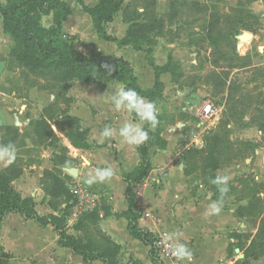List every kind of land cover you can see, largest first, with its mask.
I'll return each instance as SVG.
<instances>
[{
  "label": "crops",
  "instance_id": "crops-1",
  "mask_svg": "<svg viewBox=\"0 0 264 264\" xmlns=\"http://www.w3.org/2000/svg\"><path fill=\"white\" fill-rule=\"evenodd\" d=\"M84 1L90 7L96 6L99 2V0ZM81 10L80 5L75 10L73 8V15L63 25L64 33L79 37L82 43L80 33L85 29L84 27H88L95 37L97 46L88 51L82 50L83 52L90 53L93 50H98L102 56L109 60L124 58L133 66L140 86L144 90L152 88L156 81L155 72L147 63L145 54L135 51L130 46L122 47L115 42L101 40L94 31L90 16L84 13L83 10L82 13ZM118 16L107 26V30L111 36L122 40L126 36L129 25L123 17L121 19ZM1 19L2 17H0V30L3 35L0 36V84L2 78L7 74H12L8 70V65L9 49L13 45L11 38L4 34L3 19ZM80 23L85 26L82 27L83 25ZM51 24L52 18L48 26ZM107 48L112 50L116 48L119 54L114 53L112 50L111 53H108L104 50ZM158 50V47L154 50L156 63L158 66H164L167 63L164 64L158 60L156 55ZM167 75L164 74L161 77L163 83L164 76ZM121 85L119 82L110 84L102 82L90 84L83 82L71 83L67 94V97L71 100L68 115L79 119L81 129L89 131L88 143L90 148L77 149L66 138L63 139L62 143L60 141L56 147H41L43 152L41 158L38 159L39 162H32L28 167L29 171L25 170L23 176L15 181L13 183L15 185H12V187L23 198L34 199L39 215H58L59 213L49 206V198L41 185L44 172L58 168L67 175L69 170L74 169L73 165H77L78 167L75 168L77 183L85 185L98 193L100 197L99 204L103 203L110 208L112 216L104 217V212L101 211L102 219L98 224L92 225L86 222L83 228L80 229L77 227L79 222L67 223L68 234L82 239L84 242L94 241L97 245L105 244L110 240L121 246L122 250L118 258L119 264H130L132 260H139L143 264H155L149 254L150 248L130 235L128 231L129 223L124 217L129 209L126 198L129 185L125 181L124 175L130 174L140 165L141 160L137 152L140 145H129L122 142L118 131L124 122L140 124L142 127L145 124H142L138 119H133L132 114L127 111L117 112L115 110L111 102V96L116 88ZM166 95L164 93V96ZM55 100L56 94L51 91L28 88L23 95L9 89V85H6L5 88L0 87V145H2V131L8 126H13L19 128L21 134L31 132L27 141L30 140L31 147L35 148L36 146H34L31 139L32 127L30 124L32 121L39 120L44 109L49 107ZM157 101L154 102L155 105ZM2 102H4V105ZM190 120L187 119L186 123L178 122L176 126L180 127L182 125L184 130L186 126L191 125ZM56 127L52 124L55 134L60 138L62 135ZM105 127L114 130V135L111 138L101 136V132ZM180 134L174 127L167 128L162 133V137L168 142L167 148L165 150L159 148L150 150L153 171L142 185L140 208L143 211V216L139 220V226L144 230H149L161 239H165L171 244L172 248L178 242L185 245L192 253L190 261L177 259L176 262H173L168 257L162 256L160 259L164 264H237L239 260L236 256H229L231 247L234 248L236 253L243 251L241 247L246 250L259 231L257 229L251 230L247 223L249 217H251L249 215L250 210L247 209L249 205L244 198H237V196L230 193L223 199L220 212L214 215L207 214L209 204L214 202L215 192L210 189L204 195L206 184L200 172L190 176L185 175L183 157L179 158L180 150H177ZM63 148L68 149L71 162L68 164L69 166H56L53 157L60 155ZM255 155L257 157H255V161L251 160L250 168L251 172L254 173L256 183L261 185L264 183V150H256ZM107 167L113 170L111 178L103 182L88 183L90 176L94 175L96 169ZM222 167L217 171V174L230 176L229 187L234 186L231 181L242 169V164L226 170H221ZM191 187L192 189L195 188V191L192 192ZM167 192H169V195L165 197ZM239 209H243V217L237 215ZM9 224L11 225V231L7 227ZM18 227H24L31 232L29 236L35 242V245L28 240L27 245L22 249L16 247L12 249L9 245L10 242L5 243L0 240V245L6 248V252L12 256L23 257L22 260L15 261V264H86L81 254H75L70 249L59 245V236L54 228H41L33 221H25L19 214H7L4 217L0 222V237L5 234L6 237H11L12 242L21 240L23 236L21 237L17 233ZM4 231L7 232L3 233ZM166 236H170L171 239H166ZM16 249L22 250L23 253L16 251ZM241 257L243 258L240 260H243L244 256ZM257 263L263 262L261 259L252 260L250 264ZM90 264L104 263L97 260Z\"/></svg>",
  "mask_w": 264,
  "mask_h": 264
},
{
  "label": "trees",
  "instance_id": "trees-1",
  "mask_svg": "<svg viewBox=\"0 0 264 264\" xmlns=\"http://www.w3.org/2000/svg\"><path fill=\"white\" fill-rule=\"evenodd\" d=\"M81 6L84 13L90 16L96 35L106 42H115L119 46H130L135 51L143 52L146 61L155 72V84L152 88L144 90L135 74L130 62L124 58L109 60L102 56L98 50L85 53L81 49L79 37L65 34L63 25L73 15V8L65 0H5L0 1V17L3 19L4 34L11 38L13 45L9 49L8 69L12 65H18L24 71H29L38 78L47 80V83L40 85L37 81L26 78L29 88H38L41 91H51L56 94V100L49 107L44 109L39 120L32 121L31 139L36 147H56L60 138L55 134L52 124L59 126L56 120L60 111L61 101L70 102L67 97L70 84L74 81L90 84L102 82L110 84L119 82L125 87L135 89L145 99L155 102L163 97L165 85L161 80L164 74L172 73L169 60L166 65L158 66L154 57L156 42L150 39L151 34L161 33L165 29L164 16L158 12V0H142L143 12L138 15L142 21H135L128 26L124 39L119 40L108 33L107 26L112 23L121 11L123 0H99L94 7L86 5L84 0H75ZM51 17L52 24L46 26L44 19ZM127 21V20H125ZM208 36H212L213 24L210 25ZM51 79H48V78ZM133 119H138L131 113ZM64 122L71 127L68 137L77 149H88L89 131L81 129L79 119L72 116H65ZM159 124L156 130L149 131V140L140 145L137 152L140 157V165L130 174H125L124 179L128 183L126 198L129 204L128 211L124 217L128 220V231L135 239L150 248V257L155 264H164L159 257L158 243L160 237L149 230L139 226V220L143 211L134 193L136 185L143 184L150 177L153 166L150 159V150L159 148L165 150L168 146L167 140L162 137V119L158 114ZM144 128L147 129L145 124ZM3 130V129H2ZM2 145L12 143L18 148L17 142L22 137L20 129L8 126L4 129ZM11 136L10 139H8ZM206 151L202 153L196 148H190L184 153V173L190 176L201 171L202 178L206 185H210L215 192L214 201H220L221 196L216 185L210 183L215 178L217 171L222 164L218 158L222 139L215 134L205 139ZM68 149L63 148L60 155L53 157L56 166H67L71 162ZM197 159H201L199 169ZM24 174V168L18 160L8 164L0 170V222L7 214H19L25 221H33L41 228H54L59 236V245L70 249L75 254H81L84 262L90 264L100 260L104 264H119L118 258L121 254V246L107 241L105 244H98L94 241L84 242L73 235L68 234L67 223L70 214L73 195L69 188V175H63L62 170L55 168L46 170L42 179L43 190L49 198V206L58 215L41 216L36 210V203L32 198H23L13 187L12 183L20 179ZM229 195V192L223 197ZM63 204L65 205L63 207ZM254 204H250L249 215H252ZM104 217L112 216L111 209L101 203L97 208L85 214L78 222L77 227L83 228L87 223L96 225ZM239 217H243V209L237 211ZM244 259L237 264H250L252 260H259L264 257V223L249 247L244 250ZM12 256L0 249V264H11ZM130 264H143L139 260H132Z\"/></svg>",
  "mask_w": 264,
  "mask_h": 264
},
{
  "label": "rangeland",
  "instance_id": "rangeland-1",
  "mask_svg": "<svg viewBox=\"0 0 264 264\" xmlns=\"http://www.w3.org/2000/svg\"><path fill=\"white\" fill-rule=\"evenodd\" d=\"M65 1L74 10L78 8L74 0ZM142 7V0H123L118 17L127 20L125 22L128 25L142 21V17L138 15L143 12ZM157 9L164 16L166 26L163 32L151 34L150 39L156 42L154 50L156 47L159 49L156 53L158 60L165 64L169 57L172 59V73L164 76V93L167 95L163 94L156 104L162 119V132L174 127L181 133L177 150L193 148L196 142L203 141L204 148L200 150L202 153L207 148L206 137L220 135L222 143L218 158L223 166L221 170L242 164V169L231 181L234 186L229 187V194L244 198L249 206L255 205L247 223L251 230H259L264 223V183H256L250 166L251 160L255 161L257 157L255 151L264 150V0H158ZM50 23L51 18L44 19L46 26ZM211 24L213 33L209 37ZM84 28L80 33L81 49L88 51L97 44L91 30ZM2 35L0 30V36ZM104 50L119 54L116 48ZM12 66V69H8L12 74L2 78L0 87L9 85V89L24 95L29 88L27 77L40 85L47 83V80L24 71L18 65ZM207 100L212 101L219 109L220 120L219 123H208L200 127L196 119L191 117L196 108ZM69 103L61 101L56 120V123L60 124L56 128L62 135L61 143L64 138L70 141L68 133L72 130L63 119L69 116ZM2 104L4 105V102ZM186 107H189L187 113L183 110ZM187 119H191V125L186 126L184 130L182 125L176 126L178 122L186 123ZM2 132L3 138L5 131ZM30 134L31 132H25L17 142L15 160L23 166L24 171H29L28 167L32 162H39L43 152L41 147H31V141H27ZM10 138L11 136L8 139ZM247 160L249 161L246 162ZM8 163L6 159H0V170ZM196 163L201 169V159H197ZM73 167L75 169L78 166ZM199 172L201 173H196ZM67 175L71 177L69 185H76L77 176L71 173ZM210 189V185H206L204 195ZM190 190L193 192L195 188L191 187ZM165 195L167 197L169 192ZM7 227L9 231L12 230L10 224ZM17 233L23 236L21 240L12 242L11 237H6L5 234L0 240L10 242L12 249H22L28 240L32 241L28 229L18 227ZM32 242L35 245V242ZM0 249L7 251L1 245ZM18 249L16 251L21 253L22 250ZM229 256H236L237 260L241 261L244 251L236 253L231 247ZM22 259L23 257L14 255L11 264ZM261 260L263 263L257 264H264V257Z\"/></svg>",
  "mask_w": 264,
  "mask_h": 264
},
{
  "label": "clouds",
  "instance_id": "clouds-1",
  "mask_svg": "<svg viewBox=\"0 0 264 264\" xmlns=\"http://www.w3.org/2000/svg\"><path fill=\"white\" fill-rule=\"evenodd\" d=\"M111 102L117 112L127 111L134 113L142 124L147 125V129L140 124L132 122H124L118 131L122 142L129 145H142L149 140V131H155L159 124L158 109L155 103L142 97L135 89L125 87L123 85L116 88L111 96ZM114 135V130L105 127L101 136L103 138H111ZM17 149L14 144L0 145V159H6L9 163L14 162L16 158ZM113 175V170L110 167L98 168L94 175L90 176L88 183L103 182ZM231 177L228 175L217 174L215 178L210 179V183L216 185L221 199L214 201L208 206V215H214L221 211L223 204V197L229 192V182ZM166 239H171L166 236ZM173 255L180 261L191 260V251L183 244L175 243L173 245Z\"/></svg>",
  "mask_w": 264,
  "mask_h": 264
},
{
  "label": "built area",
  "instance_id": "built-area-1",
  "mask_svg": "<svg viewBox=\"0 0 264 264\" xmlns=\"http://www.w3.org/2000/svg\"><path fill=\"white\" fill-rule=\"evenodd\" d=\"M188 110L189 107H186L184 112L187 113ZM192 116L193 117L191 118H195L200 127L205 126L208 123H219L220 120L219 109L210 100L204 101L199 107H197L195 113H193ZM203 147L204 143L201 141L199 143L196 142L193 148L202 149ZM187 150L189 149L184 148V150H180L178 154L179 158H182ZM143 184L136 185L134 188V193L136 194L139 204L141 201ZM69 188L73 195V200L70 203L71 208L68 217V223H76L85 214L91 213L97 208L100 203V197L98 193L79 183L76 185H70ZM158 249L159 257L166 256L173 262H176L177 258L173 255V248L171 244L165 239L160 238Z\"/></svg>",
  "mask_w": 264,
  "mask_h": 264
},
{
  "label": "water",
  "instance_id": "water-1",
  "mask_svg": "<svg viewBox=\"0 0 264 264\" xmlns=\"http://www.w3.org/2000/svg\"><path fill=\"white\" fill-rule=\"evenodd\" d=\"M69 173H71L72 175L77 176V173H76V170H75V169H71V170H69Z\"/></svg>",
  "mask_w": 264,
  "mask_h": 264
}]
</instances>
